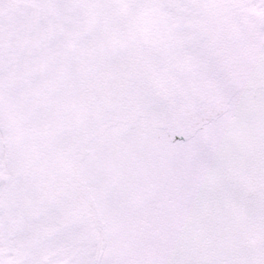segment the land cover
<instances>
[{
	"label": "snow or ice",
	"instance_id": "6c2138e0",
	"mask_svg": "<svg viewBox=\"0 0 264 264\" xmlns=\"http://www.w3.org/2000/svg\"><path fill=\"white\" fill-rule=\"evenodd\" d=\"M0 264H264V0H0Z\"/></svg>",
	"mask_w": 264,
	"mask_h": 264
}]
</instances>
